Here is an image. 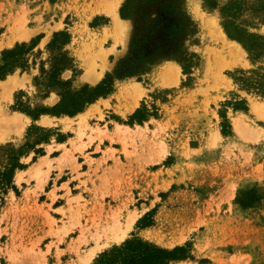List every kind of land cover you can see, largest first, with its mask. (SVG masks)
Segmentation results:
<instances>
[{"label": "rangeland", "instance_id": "1", "mask_svg": "<svg viewBox=\"0 0 264 264\" xmlns=\"http://www.w3.org/2000/svg\"><path fill=\"white\" fill-rule=\"evenodd\" d=\"M114 1L119 11L124 0H0V65L5 51L35 42L24 56L27 68L0 80V173L18 153L23 170L15 171V190H7L0 208V264H93L133 237L168 250L187 246L188 258L169 264H264V120L251 113V103L264 98L234 81L264 71V56L254 60L229 39L218 12L202 0L184 4L196 26L186 42L197 57L191 74L161 58L140 80L116 82L111 94L86 106L90 113L76 133L101 151L78 162L53 159L78 115L32 117L61 99L49 82L48 45L54 33L66 32L71 64L58 80L72 90L94 87L128 52L132 23L116 28L104 9ZM255 23L247 31L264 38V24ZM10 31L19 37L11 40ZM241 103L244 110L233 109ZM144 109L154 115L129 121ZM250 188L262 199L242 208L237 199Z\"/></svg>", "mask_w": 264, "mask_h": 264}, {"label": "trees", "instance_id": "2", "mask_svg": "<svg viewBox=\"0 0 264 264\" xmlns=\"http://www.w3.org/2000/svg\"><path fill=\"white\" fill-rule=\"evenodd\" d=\"M185 1L124 0L118 14L121 20L132 23L128 52L94 87L84 85L78 90H72L69 82L58 80L56 73L69 68L71 64V60L63 51V47L69 42V35L66 32L54 33L48 45L54 55L49 82L52 87L59 90L61 99L53 109H40L35 116H32L33 119L36 120L39 115L44 114L73 117L99 98H105L111 94L116 82L132 78L140 80L161 58L177 62L184 74H191L192 68L197 64V57L187 49L186 42L196 33V26L185 10ZM202 6L209 11L218 12L225 35L240 43L252 59L257 60L264 56V38L247 31L249 26L256 25L255 21L264 24V0H251V3L247 5L242 0L227 2L202 0ZM98 21L104 23V19H98ZM97 26H99L98 23L92 24V27ZM34 46L35 42L31 41L30 45L23 43L5 51L1 59L0 80L16 68H27L24 56ZM239 74L234 77L236 83L243 89L264 98V71H252L249 75ZM233 109L244 110L245 107L241 103V105H234ZM153 115H150L146 109L138 110L129 118V121L140 123ZM221 117L225 119V115L221 114ZM40 152L41 150L37 153ZM21 155V153L11 155L4 171L0 173V208L7 190L14 189L13 177L15 171L21 169L19 163ZM261 199V194L255 188H250L240 193L237 203L242 208H250ZM148 225H143L142 228ZM187 252V246L168 250L133 237L102 253L93 264H169L188 258Z\"/></svg>", "mask_w": 264, "mask_h": 264}, {"label": "bare ground", "instance_id": "3", "mask_svg": "<svg viewBox=\"0 0 264 264\" xmlns=\"http://www.w3.org/2000/svg\"><path fill=\"white\" fill-rule=\"evenodd\" d=\"M104 9H105V11L109 14V15H111L112 16V18H113V21H114V23H112V24H114L113 26H115L116 28H120V24L121 23H125L124 21H122L121 19H119V17H118V14H117V11H118V7H119V2L118 1H114V2H107V3H105L104 4ZM127 23V22H126ZM115 27H113V29L115 28ZM221 29V28H220ZM219 29V30H220ZM13 30V29H12ZM220 32H221V34L224 36V33H223V31L222 30H220ZM10 33H11V40L12 39H14V38H17V37H19V35L18 34H13L14 32L13 31H10ZM218 36V35H217ZM6 38V37H5ZM4 40L5 39H2V40H0V45L2 44V42H4ZM10 39H7V41H9ZM167 70H168V77H171V79H172V77L174 76V67H169V68H167ZM92 81H94V79H92ZM134 104L131 106V108H130V110H132L133 108H134ZM249 107H250V105H249ZM88 113H90L89 112V110H88V112L87 111H85V114L83 115H78V116H76L77 118H76V120H78V118H79V121L80 122H82V121H85L86 120V117H88ZM251 113L252 114H254V116L255 117H257V118H259V119H262V120H264V102H262V103H251ZM70 119H72V118H70ZM69 119V120H70ZM69 120H67V121H69ZM10 121V120H9ZM68 123V122H67ZM76 123V122H75ZM84 123H86V121L84 122ZM76 124H78V123H76ZM79 125V124H78ZM84 125V124H83ZM80 126V125H79ZM77 127V126H76ZM118 127V126H117ZM235 130H236V132H238V133H240L241 131H242V128H241V126H240V124L236 121L235 122ZM118 130V129H117ZM117 132V131H116ZM249 132V131H248ZM119 133V132H118ZM117 134V133H116ZM116 136V135H115ZM119 137V136H118ZM116 139V138H115ZM114 140V139H113ZM112 140V141H113ZM105 174V173H104ZM103 174V175H104ZM128 217H130V216H128ZM135 218V217H134ZM134 218L133 217H130L129 218V222H130V220L131 219H133L134 220ZM127 222H128V220H127ZM131 223V222H130ZM130 223H128V224H130ZM127 224V223H126ZM127 224V225H128ZM117 225V224H116ZM124 226H125V224H124ZM100 227H102V226H100ZM116 227H118V226H116ZM131 227V226H130ZM124 229V228H123ZM127 229V228H126ZM122 230V229H121ZM128 230V229H127ZM106 233V232H105ZM113 235V234H112ZM119 235V234H118ZM124 235H125V233H123V235L119 238V240H121L123 237H124ZM95 237V236H94ZM112 237V236H111ZM114 238V237H113ZM115 240H117L116 239V237H115ZM99 249L100 248H95V249H93V250H90L89 252H88V254L85 256L86 257V259H87V262H89L91 259H92V257L96 254V252H98L99 251ZM84 259V258H83Z\"/></svg>", "mask_w": 264, "mask_h": 264}, {"label": "crops", "instance_id": "4", "mask_svg": "<svg viewBox=\"0 0 264 264\" xmlns=\"http://www.w3.org/2000/svg\"><path fill=\"white\" fill-rule=\"evenodd\" d=\"M82 114L84 115L85 111H82L81 113H78L77 115H82ZM76 118H74L69 123L71 127L67 128V132L71 133L72 135L70 137H68L65 142L56 144V146H63V148L60 147L58 149L59 154H58V156L53 158L54 160L59 159L61 157H64L65 159H67L69 161V159L72 157L73 159L76 160V162H78L79 159L82 158V154H85V153L89 154V153H93V152L97 153V152L101 151V147L99 148V151H97L96 148L98 145H97V142H95V141L92 143L86 144L85 139H81V142L78 140L76 133H78L80 130L79 125L81 126L84 123V121L80 122L79 118H78V120H76ZM87 118L88 117H86V120H87ZM75 122L78 123L79 125L76 124ZM82 144H85V146L82 147L83 146ZM52 150H54V149H52ZM63 150L66 151L65 154L63 153ZM45 157H47V156L44 155V156L38 158L37 161L34 163V165L37 164V162H40L42 159H45ZM90 158H92V157H90ZM17 172L18 173L23 172V170H18ZM23 197H24V193H22V195L19 196V198H23ZM23 203H24V201H23ZM29 203L30 202H28L26 206H28ZM45 203H46V205H48L47 200Z\"/></svg>", "mask_w": 264, "mask_h": 264}]
</instances>
